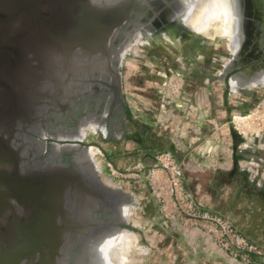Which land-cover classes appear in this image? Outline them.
Masks as SVG:
<instances>
[{"label": "water", "instance_id": "water-1", "mask_svg": "<svg viewBox=\"0 0 264 264\" xmlns=\"http://www.w3.org/2000/svg\"><path fill=\"white\" fill-rule=\"evenodd\" d=\"M133 3L0 0V198L4 188L7 202V244L0 250V264H54L56 248L50 243L56 218L47 216L53 190L73 186L82 178L76 164L89 156L91 147L80 148L83 159L77 156L65 165L55 156L44 161L42 171H33L31 160L23 156L21 119L31 124L44 113L46 123L75 120L89 86L95 93L98 84L113 95L110 112L114 107L120 110L121 77L111 38L131 20ZM83 124L81 132L55 134L56 139L70 141L56 142L55 148L78 149L72 141L82 140V128L91 123ZM43 179L48 182L36 183ZM12 200L23 206L24 215L16 213ZM37 253L39 260L34 263Z\"/></svg>", "mask_w": 264, "mask_h": 264}, {"label": "flooded vegetation", "instance_id": "flooded-vegetation-1", "mask_svg": "<svg viewBox=\"0 0 264 264\" xmlns=\"http://www.w3.org/2000/svg\"><path fill=\"white\" fill-rule=\"evenodd\" d=\"M191 1L193 0H133L131 20L115 31L111 38V43H115V60L118 61L121 77L120 110L114 107L110 112L108 105L113 95L108 89L104 91L102 84H98L99 88L95 93L89 86V93L84 95L80 107L76 108L75 120L69 118L68 123L63 125L58 124L56 120L46 123L43 120L44 113L31 124H28L25 118L21 119L25 124L19 131L24 146L23 156L31 160L33 171H42L45 160L57 158V161L68 165V161H75L77 156L83 159L79 150L85 145L101 150L107 143L118 142V139L140 143V137H134L130 128L135 111L130 108L126 99L121 70L124 57L128 51L134 56L146 50L151 54L157 51L162 53L158 44H169L171 37H178L184 31L185 25L181 19L191 6ZM234 1L239 28L235 48L232 51L222 50L218 54L221 70L215 77L202 81L196 74H186L181 85L222 86V103L225 105L228 100L235 102L227 107L225 114L228 115L245 111L247 106L264 95V84L247 83L249 78L264 72V0ZM160 53V56L164 54ZM164 59L166 64L172 65L173 61ZM238 76L244 79L236 88H232L231 78ZM83 123L91 124L82 128L85 133L82 140L72 141L79 144L78 149L55 148L56 142L60 145L70 143L66 139H56L55 134L75 129L81 132ZM92 132L95 138H86L90 137ZM76 170L82 178L76 180L73 186L63 188L59 185L54 189L55 198L51 202V210L47 213V216L56 218V227L52 229L50 243L52 249L56 248L54 264H95L92 262L95 247L107 236L121 232L132 234L135 243L141 244L142 237L131 216L132 194L124 189L123 185H114L111 179L103 177L102 171L92 163L89 156L76 164ZM47 182L45 179L36 180V183ZM12 205L17 214L24 215L22 205L15 200H12ZM6 207V190L3 188L0 198V250H5L7 244ZM39 256L40 253H37L34 263L38 262ZM22 263L25 264V261Z\"/></svg>", "mask_w": 264, "mask_h": 264}, {"label": "rangeland", "instance_id": "rangeland-1", "mask_svg": "<svg viewBox=\"0 0 264 264\" xmlns=\"http://www.w3.org/2000/svg\"><path fill=\"white\" fill-rule=\"evenodd\" d=\"M223 38V35H215L211 39L196 36L191 41L183 42L179 49L161 42L158 46L164 54L157 51L162 54L161 56L157 52L151 54L147 50L146 52L140 51L134 56L128 51L121 70L126 99L130 108L135 111V119L148 115L149 109L145 107L146 104L151 103V106L155 107L151 115L155 117L158 127L159 124L163 125L162 123L170 115L169 112L172 115L170 121L167 119L168 122L183 121L184 116H187L184 120H188L194 125L196 117L199 115L198 111L189 110L188 102L185 104L182 96L178 97V100H172L170 96L177 97L175 95L178 94L176 88L182 85L183 77L186 74H196L202 81L208 77L216 76L217 72L221 70L218 54L223 50L216 44L220 43ZM164 58L173 61L172 65L166 64ZM163 86H172L173 88L171 91L173 95L166 96L172 106L166 109L160 106L165 99L164 93L155 89ZM214 93L218 98L220 90L217 89ZM261 99H264V95L247 106L245 111L252 108ZM228 102L235 104L232 100H228ZM174 108H179L181 112ZM214 113L219 114L217 109L214 110ZM226 116H228L227 113ZM159 119L161 123H159ZM168 122L167 126L171 127ZM207 127L205 124L197 129L194 125L192 133L194 135L195 129H197L199 133L206 136L210 130L203 128ZM180 130L181 126L177 127L175 131L181 134ZM82 134L85 137V133L82 132ZM201 134L199 136H202ZM86 138H95V134L92 132L90 137ZM207 140L213 141L212 138ZM205 141L202 145L205 151H201L203 156L200 155V157L207 156V153L211 152L210 146ZM108 146H104V149L101 150L94 147L97 152L92 155L91 160L102 171L103 177L111 179L114 185H123V188L133 196L131 216L142 237V242L138 245L134 243L130 250L131 264H253L239 256L235 257L233 253L225 249L224 238L217 231L213 221L209 217L202 216L205 211H208V216L210 213L223 215L216 210L198 204L194 196L185 188L184 182L182 198L178 200L173 198L170 187L165 181V174L158 172L153 166L152 158L155 152L144 158L141 155H135L132 158L124 157L122 159L120 157L122 153H111L113 152L112 147ZM192 153H194L193 149ZM116 158L117 162L114 160ZM108 163L111 164L112 170ZM182 164V171H184ZM256 164L259 174L264 172V168L261 167L264 164L259 162ZM260 179L264 181V177H260ZM186 194L191 196L194 204L190 205L188 199H185ZM229 221L231 222V220ZM236 230L238 229L236 228ZM257 262L264 264L261 258H258Z\"/></svg>", "mask_w": 264, "mask_h": 264}, {"label": "crops", "instance_id": "crops-1", "mask_svg": "<svg viewBox=\"0 0 264 264\" xmlns=\"http://www.w3.org/2000/svg\"><path fill=\"white\" fill-rule=\"evenodd\" d=\"M221 88L222 86H178V94H175L177 97L170 96L172 100H178L182 96L184 103L188 102L189 110L198 111L194 125L199 129L206 124L208 127L203 129L210 130L206 136L197 129L193 135L194 125L184 120L187 116H184L183 121L168 122L171 112L170 115L167 114L168 120L158 127L155 117L151 115L155 107L149 103L145 105L149 109L148 115L134 118L130 124L133 136L140 137V143L118 139V142H109L107 146L112 147L111 153H122V159L135 155L144 158L157 150L171 151L183 163L184 186L195 201L203 207L220 212L223 217L231 220L241 235L264 246V181L260 179L264 177V172L259 174V169L256 168V163L264 164V149L257 146V141L245 140L235 131L229 121L230 115L241 112H232L226 116L225 111L231 104L228 101L225 105L222 103ZM155 89L165 96L160 106L165 109L172 106L166 98L168 94L173 95L172 86ZM217 89L220 90L218 98L214 95ZM174 109L181 112L179 108ZM215 109L219 114L214 113ZM158 121L161 123L160 119ZM167 122L171 127L167 126ZM179 126L181 134L175 131ZM208 138L213 141L209 142ZM204 140L211 152L202 157L201 151H205L202 146ZM114 160L118 161L117 158ZM261 167L264 168V165ZM253 264L260 263L256 261Z\"/></svg>", "mask_w": 264, "mask_h": 264}, {"label": "bare ground", "instance_id": "bare-ground-1", "mask_svg": "<svg viewBox=\"0 0 264 264\" xmlns=\"http://www.w3.org/2000/svg\"><path fill=\"white\" fill-rule=\"evenodd\" d=\"M182 23L184 31L178 37H171L169 44L179 49L183 42L191 41L196 36L213 38L215 35H223L224 38L217 47L225 51H232L238 38L237 8L234 0H194L184 17ZM244 78L232 77L231 87L236 88ZM255 82L264 84V75L249 78L247 83ZM244 118H236L237 122ZM91 147L89 157L96 153ZM135 243L134 236L127 232H121L107 236L95 247L92 262L95 264H131L129 252ZM96 253V254H95Z\"/></svg>", "mask_w": 264, "mask_h": 264}, {"label": "built area", "instance_id": "built-area-1", "mask_svg": "<svg viewBox=\"0 0 264 264\" xmlns=\"http://www.w3.org/2000/svg\"><path fill=\"white\" fill-rule=\"evenodd\" d=\"M244 118L237 122L236 118ZM235 131L245 140L257 141V146L264 149V99L259 100L252 108L241 113H235L229 119ZM153 166L158 172L165 174V181L175 200L183 196V171L180 161L168 150L156 151L153 156ZM110 170L111 164L108 163ZM190 205L194 204L191 196L185 195ZM210 213V212H209ZM203 217H209L217 231L224 238V247L248 263H254L258 258L264 262V246L258 245L241 235L233 224L220 214L203 212Z\"/></svg>", "mask_w": 264, "mask_h": 264}]
</instances>
